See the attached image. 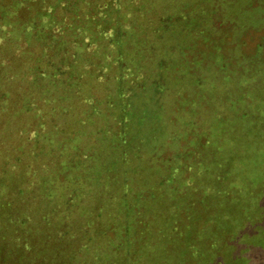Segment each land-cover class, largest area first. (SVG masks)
<instances>
[{"label":"rangeland","instance_id":"obj_1","mask_svg":"<svg viewBox=\"0 0 264 264\" xmlns=\"http://www.w3.org/2000/svg\"><path fill=\"white\" fill-rule=\"evenodd\" d=\"M198 1L0 0V264H264V0Z\"/></svg>","mask_w":264,"mask_h":264},{"label":"trees","instance_id":"obj_2","mask_svg":"<svg viewBox=\"0 0 264 264\" xmlns=\"http://www.w3.org/2000/svg\"><path fill=\"white\" fill-rule=\"evenodd\" d=\"M191 1H193V0H189V2H191ZM204 1L205 0L195 2V9H191L190 11H186V12H184V14H182L183 20L187 23L185 25H183L181 27V29H178V24H176L177 19L173 20L174 12L165 11V12L160 13L161 22L163 21V23H162L163 28L160 31V33H156V35H158L159 38H165V43L163 45L164 48H162V53H167V54L162 55V57L157 59L155 62V65L154 64L151 65L153 70L155 68H158L159 70L160 69L170 70V69L174 68V65L175 66L178 65V63H175V61L178 58L177 57V51L179 52V50H177L176 45H172L171 43H166V41H168L170 39V37L173 36L176 29H178V32L183 31L184 28L187 29V32L185 33V37L187 36L188 39L180 38L179 40L184 39L187 41V44H188L190 41L192 42V40L197 35H204L205 31L211 30L212 26H213L212 24H214L215 21L220 20V19L223 20L224 8H222L220 6V8L217 10H213V11L208 10L212 5V2H213L212 0H208V9L196 10V8L199 6V4H202ZM220 9H223V11H221ZM203 12H204V14H203ZM210 24L212 26H210ZM120 26H122V22H120ZM202 26H204V27H202ZM207 27H208V29H207ZM114 28H116V27H114ZM117 34H118V36H121V31H119ZM154 38H157V37L154 36ZM204 38H207V37L205 36ZM113 40H114V46L115 47H119L121 45L120 42L118 41V39L116 38V35L114 36ZM182 47H183L182 45H181V47H179L180 52L182 50ZM106 48H109V46L106 45ZM111 51L113 52L112 53L113 62L117 63L122 68H124V65L126 63H128V59L122 57L121 53H119L117 55L119 48H116L115 51H113V49H111ZM220 68H223V67L220 65ZM181 74H182V72L178 75V77L173 76V73L171 75H169V74L168 75H161L160 77L151 80V82L155 86L160 87V89L158 88L160 91L164 92L166 90L173 89V87H174L173 85H174V83H176V79L178 78V80L180 81L181 77H179V76ZM144 76H145V78H147V75H144ZM204 83H205V81H204L203 76L197 78L196 84L198 86H200ZM122 92H123V90H122ZM96 97L100 98V100L104 98V97L101 98L98 95ZM160 106H162V105H159V107ZM46 240H47V237H46Z\"/></svg>","mask_w":264,"mask_h":264}]
</instances>
